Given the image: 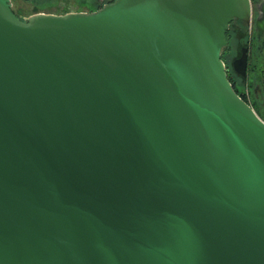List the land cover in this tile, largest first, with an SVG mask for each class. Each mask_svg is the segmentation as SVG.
<instances>
[{
    "label": "water",
    "instance_id": "obj_1",
    "mask_svg": "<svg viewBox=\"0 0 264 264\" xmlns=\"http://www.w3.org/2000/svg\"><path fill=\"white\" fill-rule=\"evenodd\" d=\"M253 13L115 0L22 20L0 0V264H264V120L222 59Z\"/></svg>",
    "mask_w": 264,
    "mask_h": 264
},
{
    "label": "rangeland",
    "instance_id": "obj_2",
    "mask_svg": "<svg viewBox=\"0 0 264 264\" xmlns=\"http://www.w3.org/2000/svg\"><path fill=\"white\" fill-rule=\"evenodd\" d=\"M100 1L103 2L105 6L111 4V3H107L110 2V0H10L13 11L22 20H28L30 17L36 14L65 15L61 13L67 11L68 13L70 12L92 13L96 11H90V9H93ZM255 10L256 7L254 6L253 7L254 13ZM247 26H248L247 33H249L248 34L249 36H245V34L242 32L243 35L242 34L241 35L243 36V38H240V40H238L237 43L234 45L233 49H231V52H229L226 55L228 62L230 64V71L233 70V66H232L233 61L242 57L244 53V49L247 48V37H252L253 35L254 25H252L251 23ZM261 43L263 42L261 41ZM262 50L264 55V48ZM251 54H255L254 50L252 51ZM255 63L259 65V68L253 75V80L251 83L252 86L250 87L247 85L243 86L242 77L238 78L237 83L238 86H240V88L244 90L243 93L247 101H245L243 98L242 99L253 108V110L262 120H264V63L261 62L259 63L258 61Z\"/></svg>",
    "mask_w": 264,
    "mask_h": 264
},
{
    "label": "trees",
    "instance_id": "obj_3",
    "mask_svg": "<svg viewBox=\"0 0 264 264\" xmlns=\"http://www.w3.org/2000/svg\"><path fill=\"white\" fill-rule=\"evenodd\" d=\"M114 1L115 0H110V2H107V3H113ZM260 1L261 0H252V3L256 7L257 4ZM104 6H105V4L100 1V2H98V4L93 9H90V11H98V10L102 9ZM66 13H68V11L64 12V13H61V14H66ZM257 15H258L257 10H255L254 19L257 18ZM253 28H254V26H253ZM242 32L245 34V36H249L248 35L249 33H247L248 32L247 24L244 23L241 20L235 19L232 22V24L230 25V29H229V31L227 33L228 45L223 50L222 59L226 63V67L228 69V79L232 83L234 90L237 92V94L241 98H243L245 101H247L246 98H245V95L243 93L244 90H242V88H240V86H238V83H237L238 82V78H241V77H239L233 70L230 71V64H229L228 59L226 57V55L229 52H231V49H233V47L237 43V41L240 40V38H243ZM262 42L263 43H261V41L258 40V38H257V36L255 34V30L253 29L252 37H247V47L250 46V51H249V56H250L249 57V71H248L247 77L242 79V85L243 86H245V85H247L249 87L252 86L251 83H252V80H253V75L259 68V65L257 63H255V62L258 61L259 63L260 62L264 63V58H263L264 55H263V50H262L264 48V41H262ZM253 50H254L255 54H251ZM254 55H255V57H254ZM250 77H251V79H250ZM258 82H259V80H258Z\"/></svg>",
    "mask_w": 264,
    "mask_h": 264
},
{
    "label": "flooded vegetation",
    "instance_id": "obj_4",
    "mask_svg": "<svg viewBox=\"0 0 264 264\" xmlns=\"http://www.w3.org/2000/svg\"><path fill=\"white\" fill-rule=\"evenodd\" d=\"M255 5H253V7H254ZM255 20L256 19H254V17H253V22H252V25H254V30H255V34H256V36H257V38H258V40L259 41H264V33L263 34H261V35H259L258 34V30H257V28H256V26H255ZM248 48V62H249V51H250V46H248L247 47ZM248 71H249V64H248ZM247 75H248V73H247ZM247 77V76H246Z\"/></svg>",
    "mask_w": 264,
    "mask_h": 264
}]
</instances>
